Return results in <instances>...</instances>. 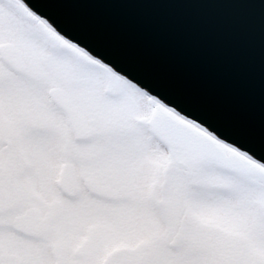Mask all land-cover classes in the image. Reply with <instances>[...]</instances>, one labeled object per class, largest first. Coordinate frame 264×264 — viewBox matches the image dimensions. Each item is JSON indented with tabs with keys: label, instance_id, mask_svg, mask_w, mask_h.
<instances>
[{
	"label": "water",
	"instance_id": "obj_1",
	"mask_svg": "<svg viewBox=\"0 0 264 264\" xmlns=\"http://www.w3.org/2000/svg\"><path fill=\"white\" fill-rule=\"evenodd\" d=\"M19 1L67 42L45 29L51 45L81 49L195 125L158 111L150 119V131L170 157L168 168L213 166L264 181V0ZM0 56L18 72L26 70L13 44L0 45ZM50 95L83 136L85 120L69 95L59 88ZM260 208L264 212V203ZM51 217L52 209L44 219L28 212L17 223L40 235L58 219ZM109 259L103 264H112Z\"/></svg>",
	"mask_w": 264,
	"mask_h": 264
},
{
	"label": "flooded vegetation",
	"instance_id": "obj_2",
	"mask_svg": "<svg viewBox=\"0 0 264 264\" xmlns=\"http://www.w3.org/2000/svg\"><path fill=\"white\" fill-rule=\"evenodd\" d=\"M16 48L22 52L26 67L24 72H18L15 67L4 62L1 56L0 60L11 75L22 78L27 75L29 68L23 51ZM53 88L62 89L69 95L74 107L85 120L83 136L90 135L91 138L82 140L83 136L77 137L66 109L51 98ZM53 88L49 91L48 102L43 101L42 96L36 101L0 102V264H73V261L80 264L86 259H96L98 249L103 248L113 237V233L98 227L100 217L105 213L104 208L114 209L120 201L124 208L122 219L125 222V236L130 235L129 229L131 230L133 221L130 219V202H139V214L134 226L138 228L140 239L132 246L126 242V246L106 252L100 264L109 257L112 264H136V260L140 261L138 264H147L152 258L147 257V253L156 255L152 264H174L169 255L188 251L189 244L193 245L197 240V248H207V230L202 229L201 233H197L195 240L190 235V229L196 220L194 201L190 197L185 198L178 209L171 201H174L172 196L178 187L175 178L178 173L188 179L210 167L199 171L168 168L170 157L150 131L149 121L158 111L161 116L178 120L188 127L195 128V125L135 87L152 103L148 109L147 133L152 138L151 141L157 146L159 144L165 151L168 157L166 167L164 170L162 166L158 167L159 170L156 167L148 168L140 173L131 171L128 165H103L99 159V151L94 149L83 153L82 147L84 144H92L99 132L103 135L109 132L110 126L103 128L107 122L104 115L87 118L69 90ZM55 137L60 142L59 150L54 152L58 156L57 165H34L31 158L33 152L38 150L42 154L48 153L52 146L51 139ZM224 147L229 149L225 145ZM126 162H130L128 158ZM211 168L238 179L239 184L245 183L253 187L264 185L262 180L246 179L213 166ZM260 168L264 170L263 166ZM60 179L62 187L58 185ZM213 187L215 190H225L227 184L220 182ZM261 203L263 202H258V206L264 218ZM50 209L52 217L58 219L50 225L48 233L27 234L17 223L28 212H32L36 219H44ZM184 219L187 222L180 246L177 247L176 237ZM68 245H73L72 253L68 250ZM118 252L120 253L116 255ZM72 255L73 260L69 258Z\"/></svg>",
	"mask_w": 264,
	"mask_h": 264
},
{
	"label": "rangeland",
	"instance_id": "obj_3",
	"mask_svg": "<svg viewBox=\"0 0 264 264\" xmlns=\"http://www.w3.org/2000/svg\"><path fill=\"white\" fill-rule=\"evenodd\" d=\"M44 29L66 42L35 17L21 1L0 0V45L11 43L20 48L29 68L26 76L16 78L0 60V102L36 101L41 96L43 101L48 102L51 88L67 89L87 118L102 114L108 122L104 123L103 128L110 126L107 134L99 132L92 144H84L83 153L96 149L103 165H128L131 171L140 173L154 167L159 170L160 166L164 170L168 161L165 149L153 143L147 133L148 109L152 103L134 85L81 49L70 45L74 51L64 52L51 45ZM51 141L48 153L33 152L31 158L34 165H57L58 156L54 152L59 150L60 142L58 137ZM127 158L130 162L125 163ZM175 178L178 187L171 195L175 208L178 209L185 198L190 197L194 201L196 220L190 229L191 237L201 233L202 229L207 230L209 237L205 249L203 246L197 248V240L195 244H189L188 251L170 254L169 258L174 264H264V218L258 206V202L264 203V185L253 187L239 184L238 179L211 167L188 179L179 173ZM220 182L227 184L225 190L214 189V184ZM157 197L160 198L159 195ZM104 210L98 227L110 231L113 237L98 249L96 259H86L80 264H100L106 252L122 248L126 242L132 246L140 239L138 228L134 226L139 214L138 201L130 202V219L133 221L129 236L124 233L121 201L114 209L106 207ZM199 241L202 242L201 239ZM68 250L72 253L73 245H68ZM146 255L152 257L147 264H152L156 255ZM69 258L73 260V255ZM135 262L138 264L140 261Z\"/></svg>",
	"mask_w": 264,
	"mask_h": 264
},
{
	"label": "bare ground",
	"instance_id": "obj_4",
	"mask_svg": "<svg viewBox=\"0 0 264 264\" xmlns=\"http://www.w3.org/2000/svg\"><path fill=\"white\" fill-rule=\"evenodd\" d=\"M126 123H127V121H126Z\"/></svg>",
	"mask_w": 264,
	"mask_h": 264
}]
</instances>
